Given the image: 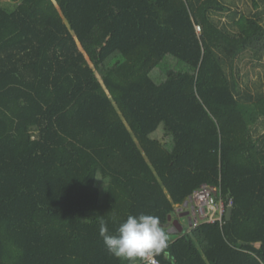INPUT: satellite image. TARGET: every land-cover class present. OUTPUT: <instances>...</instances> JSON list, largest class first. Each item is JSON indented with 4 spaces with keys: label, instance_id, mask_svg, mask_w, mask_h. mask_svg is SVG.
Masks as SVG:
<instances>
[{
    "label": "trees",
    "instance_id": "16d2710c",
    "mask_svg": "<svg viewBox=\"0 0 264 264\" xmlns=\"http://www.w3.org/2000/svg\"><path fill=\"white\" fill-rule=\"evenodd\" d=\"M248 1L0 0V264H121L98 217L115 234L140 213L168 234L162 264H264V72L240 68L264 71V0ZM203 185L232 220L185 232Z\"/></svg>",
    "mask_w": 264,
    "mask_h": 264
},
{
    "label": "clouds",
    "instance_id": "9594fccd",
    "mask_svg": "<svg viewBox=\"0 0 264 264\" xmlns=\"http://www.w3.org/2000/svg\"><path fill=\"white\" fill-rule=\"evenodd\" d=\"M99 235L109 255L121 264H140L147 256L163 252L168 247V234L156 215L129 214L116 229L109 232L107 221L98 217Z\"/></svg>",
    "mask_w": 264,
    "mask_h": 264
},
{
    "label": "built area",
    "instance_id": "2783aa9c",
    "mask_svg": "<svg viewBox=\"0 0 264 264\" xmlns=\"http://www.w3.org/2000/svg\"><path fill=\"white\" fill-rule=\"evenodd\" d=\"M185 205L191 206V213L188 214L189 217L193 215L190 217L191 229L204 224L224 226L228 209L234 206V199L229 195L224 196L220 188L203 185L193 193ZM142 264L162 263L156 255H150L143 259Z\"/></svg>",
    "mask_w": 264,
    "mask_h": 264
},
{
    "label": "rangeland",
    "instance_id": "374dc122",
    "mask_svg": "<svg viewBox=\"0 0 264 264\" xmlns=\"http://www.w3.org/2000/svg\"><path fill=\"white\" fill-rule=\"evenodd\" d=\"M226 3L232 8L233 11H239L242 14L248 15L253 10V5L251 1L248 0H225ZM228 13L224 15H220L218 19L222 20L223 22H231V18L228 17ZM256 62L252 61L249 56H245V58L240 63L241 73L242 75L246 74L248 78L252 81L257 79L258 72H264L263 69L260 66H254ZM183 209H185V212L191 213V206H183ZM179 211V210H178ZM193 215L191 214L190 217ZM190 217L182 215H178L176 218L179 224L183 227L184 231L187 232L191 229L190 224Z\"/></svg>",
    "mask_w": 264,
    "mask_h": 264
},
{
    "label": "water",
    "instance_id": "95a60500",
    "mask_svg": "<svg viewBox=\"0 0 264 264\" xmlns=\"http://www.w3.org/2000/svg\"><path fill=\"white\" fill-rule=\"evenodd\" d=\"M233 211H234V208H229L228 209L227 216H226L227 221H231L232 220ZM185 216H188V215H185ZM174 224L175 225L177 224V225L181 226L178 221H175ZM181 229H183L182 226H181Z\"/></svg>",
    "mask_w": 264,
    "mask_h": 264
},
{
    "label": "crops",
    "instance_id": "0c3cea01",
    "mask_svg": "<svg viewBox=\"0 0 264 264\" xmlns=\"http://www.w3.org/2000/svg\"><path fill=\"white\" fill-rule=\"evenodd\" d=\"M184 206H187V205H184ZM178 210H179L178 212L181 213L182 215H188L189 214V212H185V209H183V208H179Z\"/></svg>",
    "mask_w": 264,
    "mask_h": 264
}]
</instances>
